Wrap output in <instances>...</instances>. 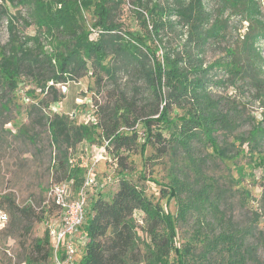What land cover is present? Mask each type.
<instances>
[{
	"label": "trees",
	"instance_id": "1",
	"mask_svg": "<svg viewBox=\"0 0 264 264\" xmlns=\"http://www.w3.org/2000/svg\"><path fill=\"white\" fill-rule=\"evenodd\" d=\"M2 1L0 21L7 23L9 40L0 50V83L14 94L20 80L31 76L49 97L32 109L38 108L56 152L54 171L61 175L57 180L71 182L74 194L81 187L83 169L72 164L70 152L82 143H100L106 157L110 155L120 168L117 190L110 198L96 196L90 202L77 264H247L253 254L246 243L251 232L233 229L224 218L219 209L222 192L204 169L210 157L221 162L236 158L237 152L231 156L235 142L246 145L253 167L261 171L264 202V108L259 120L242 132L238 106L210 90L212 83L217 84L211 74L216 66L227 74V83L242 82L264 104L256 47L264 40V24L258 19L257 1L219 0L220 13L230 11L228 18L238 17L248 27L240 48L228 49L226 57L210 65L205 63L206 49L223 40L226 32L222 24L211 22L203 0H132L130 18L136 31L119 21L121 0ZM7 6L25 9L34 35H17ZM85 13L92 16L90 23ZM88 74L94 76V87L98 94L103 91L104 99L94 103L87 123L46 112L64 98L56 91L58 85ZM147 146L161 156L182 154L192 173L191 181L186 174L173 175L167 184L152 180L166 202L174 200L175 215L153 204L142 189L120 175L129 154L139 151L141 159L147 160L143 157ZM207 149L211 154L203 156ZM2 207L11 217L12 230L15 224L41 222L52 210L58 215L51 202L40 215L9 198L0 201ZM137 212L142 214L140 221ZM189 219L193 220L191 237L180 245L178 226ZM31 248L40 260L27 258L23 264L50 261L47 230Z\"/></svg>",
	"mask_w": 264,
	"mask_h": 264
},
{
	"label": "rangeland",
	"instance_id": "2",
	"mask_svg": "<svg viewBox=\"0 0 264 264\" xmlns=\"http://www.w3.org/2000/svg\"><path fill=\"white\" fill-rule=\"evenodd\" d=\"M121 1L122 4L118 8L120 9L119 21L124 27L136 31L135 22L130 18L133 14L132 0ZM203 1L209 13L212 14L211 22L216 21L222 24L226 32L223 40L209 45L206 49L204 59L205 63L210 65L226 57L228 49L240 48L248 23L240 21L238 17L228 18L230 11L220 13L219 0ZM256 1L260 11L258 19L264 24V0ZM3 5V1L0 0V7ZM7 7L17 35L20 38L25 35H34L35 30L29 24L25 9ZM84 17L87 23H90L92 16L85 13ZM8 40V26L3 20L0 21V50H4ZM256 47L260 57L258 69H260V77L264 79V40L258 41ZM214 67L211 74L217 84L212 83L210 88L212 94L238 106L244 122L240 131L247 132L250 125L259 120L264 104L254 98L257 95L254 89L245 86L242 82H238L235 86L227 83V74ZM94 80V76L88 74L77 81L58 85L57 93L66 91L64 98L59 104H51L46 112L66 114L77 124L87 123L95 110L94 103L96 101L102 103L104 99L103 91L97 93ZM218 80H222L224 84L219 83ZM124 81L125 78L121 79L122 83ZM48 98L38 85L35 86L31 76H24L23 80H20L18 90L14 94L0 83V201L9 198L19 207H31L37 215H40L41 209H46L50 205L47 193L51 185L61 183L57 180L61 175L54 171L56 152L46 128L41 125L40 116L37 114L38 108L32 109V106H41L40 104ZM174 113H176L175 110L171 113L172 116ZM138 132L142 133L140 127ZM232 148L234 149L231 156L237 152L236 158L221 162L210 157L204 174L216 181L219 191L222 192L219 209L224 218L230 222L233 229L251 232L246 243L247 247L252 248L253 254L247 264H264V213L262 210L264 202L261 171L253 167L254 158L252 159L247 153L246 145L241 146L235 142ZM103 150L97 142L94 145L80 144L73 152H70L72 164H78L83 169V181L87 171L93 170L94 184L87 196L89 203L96 196L109 199L117 190L119 181L117 171L120 168H116L117 164L112 163V157L110 155L106 157ZM210 154L211 150L207 149L204 150L203 156ZM143 157L147 160L141 159L139 151L129 154L125 162L126 169L120 175L142 189L153 204H159L165 212L175 215L174 200L166 202L159 185L152 180L167 184L173 175L186 174L191 181L193 177L187 162L180 153L173 155L168 152L165 156H161L150 146L146 147ZM94 163L96 164L93 167ZM0 210L8 216V222L0 227V264H23L27 258L40 260V257L32 252L31 245L35 240L42 239L44 231L54 224L57 218L54 210L49 213V217H42L41 222H34L31 225L25 222L20 225L15 224V230L9 228L11 217L5 207ZM135 218L140 221L142 214L135 213ZM192 226L193 220L190 219L185 224H179L177 242L180 245L189 241ZM8 231H13L14 234H8ZM194 252L198 254L200 248L197 246ZM79 255L80 253L75 260L79 259ZM39 262V264L51 263L49 260L44 263Z\"/></svg>",
	"mask_w": 264,
	"mask_h": 264
},
{
	"label": "built area",
	"instance_id": "3",
	"mask_svg": "<svg viewBox=\"0 0 264 264\" xmlns=\"http://www.w3.org/2000/svg\"><path fill=\"white\" fill-rule=\"evenodd\" d=\"M103 153L105 154V150ZM96 163L92 166L94 167ZM70 184L71 182L55 183L51 185L47 193L48 200L58 211L54 224L47 229L51 264H77L75 258L80 246L83 245L79 231L90 208L87 196L94 184L93 170L87 171L81 187L75 194L70 189ZM7 222V214L0 210V227Z\"/></svg>",
	"mask_w": 264,
	"mask_h": 264
},
{
	"label": "crops",
	"instance_id": "4",
	"mask_svg": "<svg viewBox=\"0 0 264 264\" xmlns=\"http://www.w3.org/2000/svg\"><path fill=\"white\" fill-rule=\"evenodd\" d=\"M82 144H85V143H82ZM80 232V239H81V241H83L84 242V237H83V233L81 232V231H79Z\"/></svg>",
	"mask_w": 264,
	"mask_h": 264
}]
</instances>
